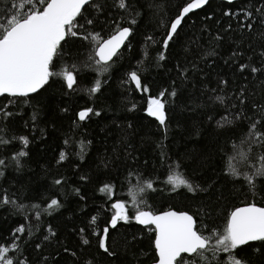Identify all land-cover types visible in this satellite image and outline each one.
<instances>
[{
	"label": "trees",
	"instance_id": "obj_1",
	"mask_svg": "<svg viewBox=\"0 0 264 264\" xmlns=\"http://www.w3.org/2000/svg\"><path fill=\"white\" fill-rule=\"evenodd\" d=\"M188 1L127 0L125 11L117 0H91L72 29L77 35H67L53 57L50 71L61 75L27 97L0 96V137L8 141L0 144V198L23 206H0V246L10 249L14 264H149L156 259L154 227L135 220L139 211L186 210L208 235L222 232L235 208L264 205V176H254L264 169V141L248 135L250 123L264 120V16L255 11L264 0H209L184 18L165 50L168 26ZM18 3L0 0V16ZM43 7V0L32 4ZM124 26L130 36L109 70L99 72L97 46ZM241 64L249 68L241 72ZM66 71L77 81L71 89ZM132 71L148 91L130 81ZM152 98L165 104L166 128L147 114ZM87 108L94 112L79 120ZM21 150L27 155L18 165ZM180 174L197 190H174L168 178ZM52 199L60 206L49 208ZM116 202L125 204L129 220L111 228ZM21 225L25 231L15 232ZM106 227L112 255L99 247ZM182 255L196 264H229L231 254L210 250L203 261ZM234 255L264 264V242H249Z\"/></svg>",
	"mask_w": 264,
	"mask_h": 264
},
{
	"label": "snow or ice",
	"instance_id": "obj_2",
	"mask_svg": "<svg viewBox=\"0 0 264 264\" xmlns=\"http://www.w3.org/2000/svg\"><path fill=\"white\" fill-rule=\"evenodd\" d=\"M40 0H19V3L13 5V10L8 15L0 16V95L7 94L10 97H27L30 93H35L41 88L52 75H61L50 71L53 57L56 55L58 48L62 47L61 41H64L67 35H77L72 29L76 25L77 18L81 16L82 10L91 0H43L44 7L42 10L32 8L33 3H39ZM209 0H191L180 11L179 15L174 18L166 33V37L162 42V48L167 49L170 41L178 35V29L181 27L184 18L193 10L199 9L206 5ZM233 0H229L232 3ZM117 7L127 11L130 7L127 0H117ZM255 11L264 16V8L256 7ZM230 15V13H225ZM251 11H244V17L251 18ZM86 23L91 24V20ZM135 23V20L132 21ZM241 28L245 27L243 23ZM247 28L252 30L253 24L248 23ZM129 27H122L113 36L107 40H103L97 46L95 55L99 57L96 64L100 66L98 71L101 73L109 70L112 58L117 55L119 48L124 44L125 40L130 36ZM264 36V33L261 34ZM95 39V37H93ZM160 60L165 59L163 51L159 55ZM249 68L248 64H241L240 71L244 72ZM250 71L256 73L258 69L251 67ZM62 78L66 80L67 87L72 88L77 82L71 71L62 73ZM129 79L133 82L137 89L148 91L147 86H142L141 77L136 71L129 73ZM226 83V81H221ZM100 89V82L97 81L95 86L90 89L91 93H96ZM243 90H241V93ZM172 96L176 93L171 92ZM165 93H160V97H164ZM223 97L217 96L216 100L223 103ZM244 101L241 100V104ZM134 107V106H133ZM264 111V109H262ZM94 110L87 108L78 113V118L84 121L89 118ZM95 115H100L95 112ZM147 114L155 117L161 126L167 127L165 104L160 98H152L149 100ZM9 113L4 112L3 116L7 117ZM242 112L237 114L236 119H240ZM35 119V117H33ZM226 119V118H225ZM231 123L230 120H226ZM264 120L250 123L248 135L253 138L254 142L264 141ZM2 131V129H0ZM18 139L26 147L28 139L26 137H18ZM8 143L7 140L0 137V144ZM27 153L21 150L15 157L19 165V157L26 156ZM64 159L63 153L61 160ZM4 163L0 160V165ZM254 176H264V169L258 170ZM168 182L172 184L173 189L186 187L189 191H196L198 185L194 188L189 180L183 175L169 176ZM246 182L255 187L253 176L246 177ZM57 184L60 181H56ZM153 187L151 182L147 183V188ZM108 186H104L101 191H105ZM11 204L16 208L23 207L17 204L14 199L8 197L0 198V206ZM56 199H52L49 208L59 207ZM112 207L116 210L110 221V227L115 228L118 221L128 222L126 206L123 203H114ZM135 220L141 225H154L156 238L154 241L155 249L158 254V264H196L195 260L189 261L182 254H190L199 257L201 261L205 260L204 253L218 251L230 253L229 264H246L234 255L235 250L249 242H264V207H256L249 205L247 207L238 208L233 211L222 232L212 231L208 235L203 234L197 227L192 215L187 213L177 214L169 211L162 215H155L150 211H139L135 216ZM95 218H93V222ZM15 232L22 233L25 227L21 225ZM83 231V229L81 230ZM54 236L55 233H52ZM109 235V228L103 229V235L99 239V247L109 255V249L106 240ZM47 240L48 237H45ZM84 244L88 240H83ZM37 248L40 245H36ZM259 251V249H255ZM10 251L8 247L0 246V264H14L7 253ZM67 251V249H65Z\"/></svg>",
	"mask_w": 264,
	"mask_h": 264
},
{
	"label": "water",
	"instance_id": "obj_3",
	"mask_svg": "<svg viewBox=\"0 0 264 264\" xmlns=\"http://www.w3.org/2000/svg\"><path fill=\"white\" fill-rule=\"evenodd\" d=\"M188 2H191V0H189ZM187 2V3H188ZM186 3V4H187ZM185 4V5H186ZM184 5V6H185ZM183 6V7H184ZM205 6V5H204ZM203 6V7H204ZM182 7V8H183ZM182 8H181V10H182ZM202 8V7H201ZM201 8H199V9H201ZM196 10H198V9H195V10H193V11H196ZM124 27H127V26H124ZM117 31H119V29L117 30ZM117 31H115L114 33H112L111 35H109L108 37H106L104 40H107V39H109L111 36H113ZM128 39V38H127ZM126 39V40H127ZM126 40H125V42H126ZM103 41V40H102ZM101 41V42H102ZM124 42V43H125ZM124 44H122L121 45V47L119 48V50L122 48V46H123ZM118 50V51H119ZM98 57V56H97ZM98 59H99V57H98ZM30 94H32V93H30ZM3 95H7V94H3ZM1 96V95H0ZM82 110H84V109H82ZM81 111V110H80ZM79 111V112H80ZM155 118V117H154ZM116 203H118V202H116ZM249 205H255L256 207H264V205H261V204H255V203H252V204H244V205H241V206H239V207H237V208H235L233 211H235L236 209H238V208H243V207H247V206H249ZM142 211H150V210H142ZM169 211H173V212H176L177 214H180V213H187V214H190V215H192L190 212H188V211H186V210H180V209H175V208H166V209H163V210H159V211H156V212H152V211H150L151 213H153V214H155V215H162L163 213H165V212H169ZM232 211V212H233ZM231 212V213H232ZM138 214V213H137ZM231 215V214H230ZM193 216V215H192ZM193 218H194V216H193ZM229 218H230V216H229ZM111 221V220H110ZM194 221H195V218H194ZM195 223H196V221H195ZM153 227H154V233H155V226L154 225H152ZM155 238H156V233L154 234V241H155ZM155 247V246H154ZM155 251H156V259L154 260V261H152L150 264H158V259H159V257H158V254H157V250L155 249Z\"/></svg>",
	"mask_w": 264,
	"mask_h": 264
},
{
	"label": "flooded vegetation",
	"instance_id": "obj_4",
	"mask_svg": "<svg viewBox=\"0 0 264 264\" xmlns=\"http://www.w3.org/2000/svg\"><path fill=\"white\" fill-rule=\"evenodd\" d=\"M150 263H151V262H150ZM150 263H149V264H150Z\"/></svg>",
	"mask_w": 264,
	"mask_h": 264
}]
</instances>
